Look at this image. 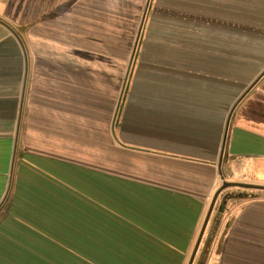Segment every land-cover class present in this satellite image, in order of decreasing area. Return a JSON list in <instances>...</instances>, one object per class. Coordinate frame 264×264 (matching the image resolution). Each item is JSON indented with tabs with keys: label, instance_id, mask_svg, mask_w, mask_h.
I'll list each match as a JSON object with an SVG mask.
<instances>
[{
	"label": "crops",
	"instance_id": "0c3cea01",
	"mask_svg": "<svg viewBox=\"0 0 264 264\" xmlns=\"http://www.w3.org/2000/svg\"><path fill=\"white\" fill-rule=\"evenodd\" d=\"M215 3L0 0V264H188L224 180L264 173V75L218 164ZM254 190L220 191L191 264H264Z\"/></svg>",
	"mask_w": 264,
	"mask_h": 264
},
{
	"label": "trees",
	"instance_id": "16d2710c",
	"mask_svg": "<svg viewBox=\"0 0 264 264\" xmlns=\"http://www.w3.org/2000/svg\"><path fill=\"white\" fill-rule=\"evenodd\" d=\"M211 14H202L198 39L200 71L206 74L201 88L207 90L209 73L216 76L211 89L222 125L236 97L264 68V0H217Z\"/></svg>",
	"mask_w": 264,
	"mask_h": 264
},
{
	"label": "water",
	"instance_id": "95a60500",
	"mask_svg": "<svg viewBox=\"0 0 264 264\" xmlns=\"http://www.w3.org/2000/svg\"><path fill=\"white\" fill-rule=\"evenodd\" d=\"M264 75V68L258 73V75L249 83V85L244 89V91L235 99V101L233 102V104L231 105L227 116H226V120H225V128H224V135H223V141H222V145H221V149H220V156H219V160H218V164L219 167L221 165L222 159H223V152H224V148H225V139H226V135H227V130H228V126H229V121H230V117L235 109V107L238 105V103L241 101V99L246 95V93L257 83V81ZM219 174L221 175V171H219ZM230 184H238L241 186H245L248 188H252V189H258V190H264V185H259V184H246V183H230ZM227 185V182H223L222 185L215 191L211 201H210V205L208 207L205 219L203 221L202 227H201V231L200 234L198 236V239L195 243L194 249L192 251L191 257L189 259V263H192L193 257L195 255V252L197 250V247L199 245L200 239L202 237L204 228L207 224V221L209 219V216L211 214V211L213 209V206L215 204L216 198L218 196V194L220 193V191Z\"/></svg>",
	"mask_w": 264,
	"mask_h": 264
},
{
	"label": "rangeland",
	"instance_id": "374dc122",
	"mask_svg": "<svg viewBox=\"0 0 264 264\" xmlns=\"http://www.w3.org/2000/svg\"><path fill=\"white\" fill-rule=\"evenodd\" d=\"M251 82V81H250ZM249 82V83H250ZM249 83H247L246 85H245V87H244V89L249 85ZM244 89L242 90V92L244 91ZM241 92V93H242ZM240 93V94H241ZM239 94V95H240ZM238 95V96H239ZM237 96V97H238ZM236 97V98H237ZM254 178V177H253ZM225 182H227V185L222 189V191L223 190H226V191H228V192H230L231 194H238V193H240L241 195L243 194H245V193H258L256 190H254V189H252V188H248V187H245V186H241V185H238V184H230V183H245V182H242V181H231V180H224ZM251 184H259V185H264V181H262V180H259V179H256V178H254V182H251ZM221 186V185H220ZM221 191V192H222ZM259 193H261L260 191H259ZM219 195V194H218ZM218 197V196H217ZM217 199V198H216Z\"/></svg>",
	"mask_w": 264,
	"mask_h": 264
},
{
	"label": "built area",
	"instance_id": "2783aa9c",
	"mask_svg": "<svg viewBox=\"0 0 264 264\" xmlns=\"http://www.w3.org/2000/svg\"><path fill=\"white\" fill-rule=\"evenodd\" d=\"M254 178L264 181V173H256Z\"/></svg>",
	"mask_w": 264,
	"mask_h": 264
}]
</instances>
